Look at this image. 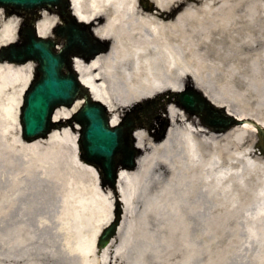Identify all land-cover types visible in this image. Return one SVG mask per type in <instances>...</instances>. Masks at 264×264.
I'll use <instances>...</instances> for the list:
<instances>
[{
  "label": "bare ground",
  "instance_id": "6f19581e",
  "mask_svg": "<svg viewBox=\"0 0 264 264\" xmlns=\"http://www.w3.org/2000/svg\"><path fill=\"white\" fill-rule=\"evenodd\" d=\"M72 3L77 19L96 23L94 35L110 42L106 51L91 60L75 56L74 66L83 86L109 108L113 126L120 121L122 111L133 104L161 93L179 92L184 85L191 84L215 105L238 118H251L264 128V82L256 78L260 79L259 86H245L235 78L246 60L255 57L256 51H264V0ZM41 14L38 33L43 38L52 37V28L59 18L47 9L41 10ZM18 26V17L0 9V47L17 40ZM34 68L31 61L0 60V217L8 218L15 210L26 215L32 197L38 194L30 193L31 176L53 181L58 187L64 174L89 173L99 181L95 168L79 157L78 124L77 130L69 124L62 125L36 141L23 140L20 106ZM252 68L257 73L258 63L253 62ZM213 81L221 86L215 89ZM83 102L79 98L70 107L59 105L54 121L67 122ZM165 111L172 122L163 139L157 141L143 129L135 132L137 144L144 152L135 170L122 169L119 173L124 214L109 245L95 248L100 231L110 222L101 226L106 204L100 193L86 197L81 187L74 184L61 197L63 220L59 227L64 231L67 247L79 253L84 264L213 263L192 261L198 246H205L201 238L196 245L192 226L199 218L202 235L207 223L214 219L218 223L219 206L226 205L244 210V217L250 219L247 232L259 239L256 245L237 248L231 264H264V182L251 189L250 202H241L232 186H246L245 176L256 171L253 158L262 157L254 149L256 125L246 120L227 131L216 132L174 102H168ZM226 172L232 174L228 176ZM141 198L143 202L138 208ZM207 203L217 207L210 215L204 210ZM127 209L153 227L174 224V230L180 234L177 236L181 237V249L175 254L168 244L170 240L163 239L134 243ZM5 230L16 240L11 247L27 253L30 247L24 238L32 231L23 229L21 235L20 228L9 226ZM117 243L125 247L137 245L136 254L129 259ZM3 262L0 264H43L28 258Z\"/></svg>",
  "mask_w": 264,
  "mask_h": 264
},
{
  "label": "water",
  "instance_id": "95a60500",
  "mask_svg": "<svg viewBox=\"0 0 264 264\" xmlns=\"http://www.w3.org/2000/svg\"><path fill=\"white\" fill-rule=\"evenodd\" d=\"M15 8L24 12H32L39 8L55 10L64 21L70 17L71 0H0V8ZM20 34V33H19ZM57 39H45L37 34L34 27L28 29L24 42H11L0 48V60L25 63L33 60L36 64L34 79L24 94V104L21 107L22 136L26 141L46 137L57 123L52 121L57 106H71L78 97H84L86 102L74 115L81 126L79 137L80 157L97 168L103 187L116 188L121 169L134 170L137 158L142 150L136 146L133 132L137 122H145L152 128L151 120L124 117L123 121L112 126L109 108L100 101H95L79 81V76L72 68L71 57L81 54L88 60L99 52L107 49L95 43V39L78 25H60L55 30ZM58 38L65 43L59 51ZM177 100L182 107L192 114H197L203 122L218 132L232 126L242 124L244 120L228 114L223 108L217 107L208 98L190 87L177 93ZM151 108L142 110L145 116ZM152 119V116H151ZM72 121V120H71ZM253 122L252 120H248ZM169 121L166 122L162 138L166 135ZM264 152V129L258 127ZM121 220V212L102 232L97 240L100 249L106 247L117 234Z\"/></svg>",
  "mask_w": 264,
  "mask_h": 264
},
{
  "label": "rangeland",
  "instance_id": "374dc122",
  "mask_svg": "<svg viewBox=\"0 0 264 264\" xmlns=\"http://www.w3.org/2000/svg\"><path fill=\"white\" fill-rule=\"evenodd\" d=\"M255 59L257 60L253 61ZM253 62L258 63L257 73L253 71ZM245 63V66L243 68L240 67L239 71L236 72V80L245 86L248 84V86H250L252 83L258 85L260 79L264 82V51H256V56L246 60ZM212 86L217 89L221 84L213 81ZM174 97L175 95H171L170 93H161L150 99L137 102L132 107L149 106L155 102L158 103L159 101H164L165 99L170 98L173 99ZM160 111L159 108L157 113L160 114ZM188 115L191 116V114ZM193 119L197 118L193 117ZM142 129L149 133L146 128ZM254 139L255 141L257 140V134ZM156 140L158 141V138H156ZM256 156L253 158L256 171H254L253 174L251 173L245 176V182L247 185L239 186L237 183L232 184L233 191L237 194L238 199L241 202L252 201L251 191L258 188L264 182V155H261L262 157L260 159ZM30 179V193L38 194H36L35 197H32L26 215L19 214V210L17 212L15 210L8 218L5 216L0 217V263H4L3 261L11 259L19 260L28 258L43 261V264H84L79 253L75 251L71 252L67 247L68 245L66 244L64 231L59 227L63 220V201L61 200V197L74 187V184L76 187H81L83 193H86V197L95 195L98 191L106 204V213L101 223V226L103 227L107 222L116 218L119 212H123L124 214V207L120 195L110 188H102L99 182H97L92 174L89 173L84 175L77 174L75 176L64 174L60 177L59 187L58 184L53 181L44 182L43 179H40V176H37L36 178H32L31 176ZM79 181L81 184H78ZM81 189L79 188V190ZM142 202V198L137 201L138 208L142 205ZM225 206H219L220 216L218 223L215 221L217 219L207 223L208 225L206 224L205 226L207 230L202 235L199 233L201 220L198 218L193 222L192 233L197 238L196 245L198 246V242L201 238L205 243V246H198L199 251L195 254L192 261L213 262H208V264H223L224 262L231 264L233 253L237 248L245 244H257V240L259 239L253 238L247 232L250 219L244 217V210L241 208L233 210V208ZM216 208L217 207H213L211 203H207L204 210L205 212L208 211L207 215H210L211 212L217 210ZM230 212L232 215L229 214ZM125 213L126 218L130 222V230L134 233L133 238L134 241H136L134 243H137V245L140 242L150 243L153 242V240L163 239L164 241L170 240V243L168 244L174 248L175 254L181 249L179 243L181 237L177 236V234H180L178 232L176 233L174 230L176 228L174 224L166 223L163 227H153V225L144 222L142 217L133 214V210L131 211L130 209H127L125 210ZM23 218H25L24 220L26 223ZM9 226L20 228L19 233L21 235L24 233L23 229L26 231H32L31 234L26 233L27 235L24 238L25 244L30 247L27 253H22L19 247H11L16 240L12 238V235H7L5 229ZM122 244L123 243L118 245L117 243L118 248L122 249L125 256L131 259V257L136 254L135 247L137 245H135V247L126 246V248L125 245Z\"/></svg>",
  "mask_w": 264,
  "mask_h": 264
},
{
  "label": "flooded vegetation",
  "instance_id": "af4514ba",
  "mask_svg": "<svg viewBox=\"0 0 264 264\" xmlns=\"http://www.w3.org/2000/svg\"><path fill=\"white\" fill-rule=\"evenodd\" d=\"M31 20H32V18H26V19H24V21H23V30H22V33L24 34L25 33V31H26V29H25V27L27 26V24L28 23H30L31 22Z\"/></svg>",
  "mask_w": 264,
  "mask_h": 264
}]
</instances>
